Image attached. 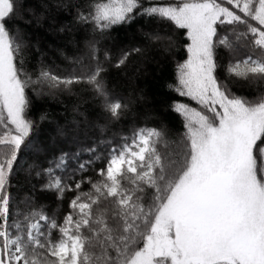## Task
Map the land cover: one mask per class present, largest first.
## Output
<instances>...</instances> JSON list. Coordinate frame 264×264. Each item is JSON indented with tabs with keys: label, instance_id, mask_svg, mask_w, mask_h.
I'll return each mask as SVG.
<instances>
[{
	"label": "snow or ice",
	"instance_id": "6c2138e0",
	"mask_svg": "<svg viewBox=\"0 0 264 264\" xmlns=\"http://www.w3.org/2000/svg\"><path fill=\"white\" fill-rule=\"evenodd\" d=\"M141 19L117 44L114 26ZM45 24L71 45L56 49L63 68L29 31ZM173 26L186 58L168 87L195 104L169 105L175 136L138 124L136 99L109 83L172 54ZM33 97L71 101L69 143L81 125L107 139L23 158L48 118L30 115ZM0 264H264V0H0Z\"/></svg>",
	"mask_w": 264,
	"mask_h": 264
},
{
	"label": "trees",
	"instance_id": "16d2710c",
	"mask_svg": "<svg viewBox=\"0 0 264 264\" xmlns=\"http://www.w3.org/2000/svg\"><path fill=\"white\" fill-rule=\"evenodd\" d=\"M60 18H63V14H61ZM144 24L145 21L141 19L131 26H114L112 36L115 38L117 44L121 42L127 43L133 34L139 36L137 28ZM152 26L154 25H146V27ZM169 30L175 33L178 40L172 54L163 51L155 53L154 58L145 63L138 73L134 71L131 62L125 68L119 70L112 69L109 72V83L110 86L115 84V90L118 94L125 97L131 96L136 99V110L141 114L140 119L137 120L138 124L142 122L144 115L154 116L155 119L148 121L149 126H159L162 124L175 136L178 132L183 131V118L178 113H175L169 105L173 100L193 103V106L195 104L194 102H190L187 97L180 96L179 93L168 87L169 84L175 82L176 63L186 58V50L183 47V41L186 38L183 36L182 30H177L174 26ZM29 31L32 32L33 39H39L41 48L47 52L48 62H54L62 68L66 66V61L56 51L57 48L67 47L68 54H71V45L66 46V37L54 31H49L47 24L42 28H29ZM80 38H82V33L77 34V39ZM221 56L222 63L226 62V54L222 52ZM234 90L242 95H255L254 88L246 83L236 85ZM29 95L31 96V90H29ZM70 104L71 101L65 100V105H67L65 107L53 99L38 100L33 97L30 115L33 118L39 119L41 112H46L48 118L39 123L38 130L34 133L35 148L24 153L23 158H39L42 160L55 149L63 148L64 150L74 151L79 144L87 145L91 143L93 138L107 139V137H101L97 128L89 127L85 130L83 125H81V131L74 143H69L65 137L59 136L57 134L58 126H63L66 122L72 120ZM86 107L89 112V122L94 123L97 112L90 106ZM118 128L121 134L128 133L130 129L129 121H124ZM69 135H71V124H69ZM71 195H74V193H70L65 199L64 209L67 208V199ZM38 198L42 203H47L53 208L56 207L52 203L54 199L52 195L38 194ZM57 211H60V209L58 208Z\"/></svg>",
	"mask_w": 264,
	"mask_h": 264
}]
</instances>
